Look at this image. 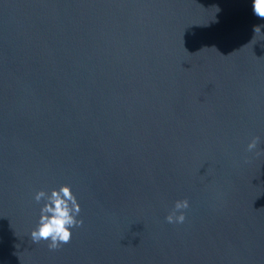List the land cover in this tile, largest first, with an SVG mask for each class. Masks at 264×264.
Listing matches in <instances>:
<instances>
[{
  "label": "water",
  "instance_id": "obj_1",
  "mask_svg": "<svg viewBox=\"0 0 264 264\" xmlns=\"http://www.w3.org/2000/svg\"><path fill=\"white\" fill-rule=\"evenodd\" d=\"M65 182L84 223L49 250L33 196ZM0 264H264L251 0H0Z\"/></svg>",
  "mask_w": 264,
  "mask_h": 264
},
{
  "label": "clouds",
  "instance_id": "obj_2",
  "mask_svg": "<svg viewBox=\"0 0 264 264\" xmlns=\"http://www.w3.org/2000/svg\"><path fill=\"white\" fill-rule=\"evenodd\" d=\"M252 13L264 17V0H251ZM257 31V26L254 27ZM257 147V139L253 138L247 144V149L253 151ZM33 199L41 202L39 214L29 230L28 236L33 244L46 242L49 250H55L68 244L76 228L83 225L80 215L81 203L70 183H61L50 190L40 188L35 191ZM189 208L187 199H177L172 210L165 217L169 224H183L185 210Z\"/></svg>",
  "mask_w": 264,
  "mask_h": 264
}]
</instances>
